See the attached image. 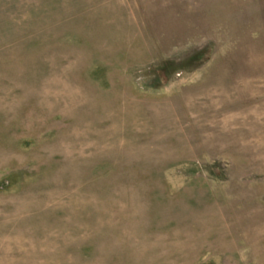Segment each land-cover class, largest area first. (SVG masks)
<instances>
[{
    "label": "rangeland",
    "instance_id": "rangeland-1",
    "mask_svg": "<svg viewBox=\"0 0 264 264\" xmlns=\"http://www.w3.org/2000/svg\"><path fill=\"white\" fill-rule=\"evenodd\" d=\"M0 264H264V0H0Z\"/></svg>",
    "mask_w": 264,
    "mask_h": 264
}]
</instances>
